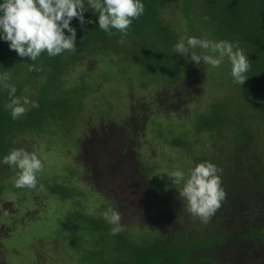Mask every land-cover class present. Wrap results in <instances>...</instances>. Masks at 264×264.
<instances>
[{
  "label": "rangeland",
  "instance_id": "obj_1",
  "mask_svg": "<svg viewBox=\"0 0 264 264\" xmlns=\"http://www.w3.org/2000/svg\"><path fill=\"white\" fill-rule=\"evenodd\" d=\"M168 15L174 23L178 21L172 12ZM143 35L147 42L155 41L151 32ZM139 50L133 58L122 55L108 61L97 55L73 66L64 77L65 84H80L68 101L71 106L63 116L66 119L43 108L34 124L29 122L33 107L26 106L22 128H17L21 132L14 141L17 147L35 151L44 168L33 190L16 188L17 169L0 163V264H100L97 257L90 260L84 255L99 242V233L85 238L84 225L77 235L82 239L84 254L73 249L76 235L72 240L71 235L54 241L68 226L70 231V222L75 224L71 227L75 232L78 219L73 211L103 218L102 209L117 206L120 224L133 238L144 236L140 240H150L154 234L174 235L180 230L195 232L200 228L196 226L199 218L185 211L178 196L181 186L172 184L168 174L179 169L187 176L200 158L233 160L237 171L245 174L251 172L252 165L258 168L252 158L264 153V123L254 116L260 113L251 104L246 86L233 83L227 58L213 68L191 60L188 64L189 57L179 54L175 60L187 62V78L178 83L169 78L167 62L153 59L154 54L171 55L173 46L156 44L148 50L151 55L142 47ZM32 85L29 83L16 96L31 99V93L36 95L29 89ZM224 99L232 111L227 116L228 124L206 125L217 107L215 103ZM240 119L245 123L243 137L235 130ZM85 145L88 150L82 157ZM114 167L118 172H112ZM100 169L102 177L97 173ZM60 182L74 190L69 194L53 192L51 186ZM257 190L253 188L252 193ZM247 205L240 219L228 203L214 228L216 225L235 234L240 220L255 227L264 209L262 204ZM168 206H177L174 216L162 210ZM258 256H241L234 262L261 264Z\"/></svg>",
  "mask_w": 264,
  "mask_h": 264
},
{
  "label": "trees",
  "instance_id": "obj_2",
  "mask_svg": "<svg viewBox=\"0 0 264 264\" xmlns=\"http://www.w3.org/2000/svg\"><path fill=\"white\" fill-rule=\"evenodd\" d=\"M141 2L145 5V11L133 21L128 35L124 37L123 44L118 43L121 33L113 29V34L109 35L99 28L98 13L91 9L84 13L86 23L83 26L77 18L71 21V26L76 29L77 33L75 53L65 51L55 57H49L45 52L33 62L30 58H22L14 50H10L9 42L0 38V74L5 71L9 72L8 82L16 86V95L20 94L29 83H33L29 89L36 95L31 93L30 100L37 102L39 107H33L29 122L34 123L37 113L43 112V108L56 111L60 117L66 115V110L71 106L69 104L71 97L78 91L77 86L80 84V82L65 84L64 77L68 75L73 66L85 63L97 55L107 57L108 61H114L116 56L122 55L133 58V54L140 52L139 47L144 48L146 54L151 55L153 52L149 53L148 50L153 49L156 44L174 47L181 37L187 35L213 41L227 40L234 44L239 43L240 48L244 50L251 62L250 69L246 73L248 78L243 85L250 92L251 104L259 110L260 115L254 114V116L264 123V0H141ZM0 3H3V0H0ZM85 4L87 6V0ZM168 11L178 17L177 22L174 23L171 20ZM89 20L92 23H87ZM145 31L151 32V37L155 41L147 42V37L143 35ZM65 32L69 34L67 30ZM178 56L179 54L175 52L169 56L159 53L154 54L153 59L164 64L167 62L169 65L165 66L171 68L168 73L169 78L179 83L187 78L184 65L187 62L189 64L190 58L183 64L175 60ZM33 63L38 68H42V71H29V65ZM79 77L85 76L80 75ZM9 101L8 90L0 86V159L4 158L12 148L17 147L14 140L21 132L17 128H22L20 124L24 119L23 115L16 120L12 119L10 111L4 107ZM215 104L217 107L214 108V113L210 115V118L206 119L205 124L210 126L228 124L227 116L232 112L228 110V101L224 99ZM63 118L66 119V117ZM244 125L245 123L240 119L235 127L242 137L246 130ZM91 142L94 144V141L91 140ZM87 150L85 145L82 149V157L87 154ZM259 155L252 158V161L258 164V168L252 165L251 172L247 174L237 171L233 160L221 161L216 157L215 161L210 160L223 169L222 187L227 196L209 223L205 224L200 219L197 220L196 226L200 228L195 232L187 233L186 231L185 233L180 230L174 235L154 234L150 240H140L144 236L139 239L133 238L131 233L126 232L127 228L123 224H120L122 231L119 234L111 235L113 225L109 224L104 217L98 218L94 214L89 217L85 212L73 211L78 219L75 232L71 229L75 224L70 222V231L68 226L67 230L59 232L54 241L59 238L64 240L65 237L69 239L71 235L70 240H72L76 235L73 249L84 254L85 251L81 247L82 239L77 237L84 225L86 229L84 235L87 240L91 234L99 233L97 234L99 242L93 244L97 248L94 249L90 245V249L88 248L84 255L90 260L97 257L96 260L100 264H226V260L229 261L228 264H235L234 259L238 257H257L258 255H260L258 259L261 260V264H264V222L261 220L264 219L262 218L264 214L257 215L258 222L255 227H248L249 223L240 220L235 234L221 227L220 222L221 228L218 229L216 225L214 228L217 219L220 221L225 214L228 203L230 208L236 209L240 219L242 210L247 204L249 207L251 204L252 206L262 204V209H264V153L261 151ZM203 161L207 160L200 158L197 164ZM112 172H118V169L114 167ZM97 173L99 177H102L103 170L100 169ZM253 188H258V190L252 193ZM51 189L55 193L68 194L74 190L66 189L61 182L52 185ZM68 194L65 195L68 196ZM233 198L235 200L230 205ZM110 200L113 202L112 199ZM103 208L106 207L103 206ZM176 209L177 206H168L163 207L162 210L165 214L169 213V216H174ZM101 212L103 213L104 209ZM235 252L236 257L234 258Z\"/></svg>",
  "mask_w": 264,
  "mask_h": 264
},
{
  "label": "clouds",
  "instance_id": "obj_3",
  "mask_svg": "<svg viewBox=\"0 0 264 264\" xmlns=\"http://www.w3.org/2000/svg\"><path fill=\"white\" fill-rule=\"evenodd\" d=\"M89 9L98 13L101 30L109 35L113 34V29L121 33L118 43L123 44L133 21L144 13L145 5L141 0H87V6L85 0H3L0 3V38L9 42L10 50L33 62L45 52L49 57L65 51L75 53L77 33L71 21L77 18L83 26L86 23L84 13ZM174 52L188 56L198 66L203 63L213 68H218L227 58L231 64L233 83L243 85L248 78L246 73L251 62L238 42L234 44L227 40L213 41L185 35L174 46ZM29 71H42V68L33 63L29 65ZM9 80V72L0 74V86L8 90L10 97L4 107L16 120L26 114L27 105L38 108L39 104L28 96H16L17 88ZM0 163L17 169L14 179L16 188H37V177L44 168V162L35 151L14 147ZM222 172L223 169L211 161H203L187 176L179 169L168 174L172 184L181 186L178 196L184 202L185 211L202 223H209L226 199ZM102 215L113 225L111 235L122 231L118 211L109 207Z\"/></svg>",
  "mask_w": 264,
  "mask_h": 264
}]
</instances>
